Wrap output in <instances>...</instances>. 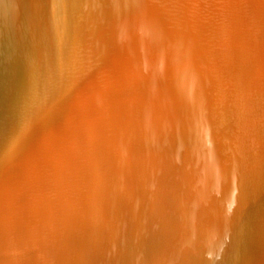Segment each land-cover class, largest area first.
I'll list each match as a JSON object with an SVG mask.
<instances>
[{"label": "bare ground", "instance_id": "1", "mask_svg": "<svg viewBox=\"0 0 264 264\" xmlns=\"http://www.w3.org/2000/svg\"><path fill=\"white\" fill-rule=\"evenodd\" d=\"M0 264H264V0H0Z\"/></svg>", "mask_w": 264, "mask_h": 264}, {"label": "rangeland", "instance_id": "2", "mask_svg": "<svg viewBox=\"0 0 264 264\" xmlns=\"http://www.w3.org/2000/svg\"><path fill=\"white\" fill-rule=\"evenodd\" d=\"M228 233H229V231H228ZM229 235H230V234H229ZM226 236H227V235H226ZM226 236H225V237H226Z\"/></svg>", "mask_w": 264, "mask_h": 264}]
</instances>
